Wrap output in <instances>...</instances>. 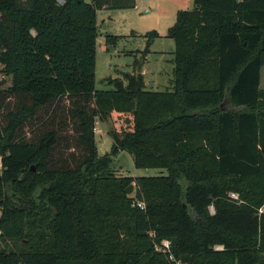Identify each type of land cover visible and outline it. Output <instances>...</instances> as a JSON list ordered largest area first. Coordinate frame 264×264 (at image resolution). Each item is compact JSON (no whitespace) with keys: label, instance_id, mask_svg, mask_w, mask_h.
<instances>
[{"label":"trees","instance_id":"trees-1","mask_svg":"<svg viewBox=\"0 0 264 264\" xmlns=\"http://www.w3.org/2000/svg\"><path fill=\"white\" fill-rule=\"evenodd\" d=\"M135 5L0 0V264H264V0L179 10L172 89H96L97 12ZM120 152L168 173L118 176Z\"/></svg>","mask_w":264,"mask_h":264},{"label":"rangeland","instance_id":"rangeland-1","mask_svg":"<svg viewBox=\"0 0 264 264\" xmlns=\"http://www.w3.org/2000/svg\"><path fill=\"white\" fill-rule=\"evenodd\" d=\"M194 7L195 0H136V5L132 8L99 10L96 89L115 88L108 79L122 77L125 73H135L141 63L148 90L172 89L175 40L169 36V30L176 22L179 10ZM152 32H155L156 36H151ZM107 35L119 36L117 44H107ZM150 38L152 39L149 43ZM10 85L11 77L0 71V88L7 90ZM261 88L264 89V67ZM95 138L99 156L111 151L113 139L108 132L107 124L101 120L96 123ZM112 166L116 175L133 178L168 173L165 168L136 167L133 156L127 152H120L115 156ZM228 196L237 202L243 201L238 192L230 191ZM210 209L214 211L213 205ZM260 210H264V206Z\"/></svg>","mask_w":264,"mask_h":264},{"label":"built area","instance_id":"built-area-1","mask_svg":"<svg viewBox=\"0 0 264 264\" xmlns=\"http://www.w3.org/2000/svg\"><path fill=\"white\" fill-rule=\"evenodd\" d=\"M239 1H241V0H239ZM139 205L141 207H144V205L142 203H139ZM169 247H170V242L168 240H165L163 242V245L161 247H159V249H162V250L166 251V250H169ZM218 248H221V246H218ZM169 258H170V260L175 262V264H184L180 260H177L173 255H170Z\"/></svg>","mask_w":264,"mask_h":264},{"label":"water","instance_id":"water-1","mask_svg":"<svg viewBox=\"0 0 264 264\" xmlns=\"http://www.w3.org/2000/svg\"><path fill=\"white\" fill-rule=\"evenodd\" d=\"M32 169H34V167H32ZM133 185L134 184L132 183L125 189L126 193H131L133 191Z\"/></svg>","mask_w":264,"mask_h":264},{"label":"crops","instance_id":"crops-1","mask_svg":"<svg viewBox=\"0 0 264 264\" xmlns=\"http://www.w3.org/2000/svg\"><path fill=\"white\" fill-rule=\"evenodd\" d=\"M101 10H114V9L103 8ZM141 66H142V63L139 65L137 73L138 72H141L142 73V67Z\"/></svg>","mask_w":264,"mask_h":264}]
</instances>
